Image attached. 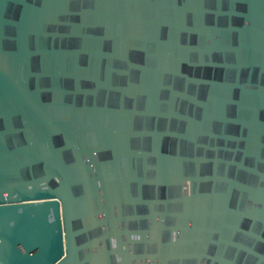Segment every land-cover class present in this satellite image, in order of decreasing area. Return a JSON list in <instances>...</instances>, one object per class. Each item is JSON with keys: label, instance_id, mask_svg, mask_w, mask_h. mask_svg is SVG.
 Returning <instances> with one entry per match:
<instances>
[{"label": "water", "instance_id": "obj_1", "mask_svg": "<svg viewBox=\"0 0 264 264\" xmlns=\"http://www.w3.org/2000/svg\"><path fill=\"white\" fill-rule=\"evenodd\" d=\"M0 264H264V0H0Z\"/></svg>", "mask_w": 264, "mask_h": 264}]
</instances>
